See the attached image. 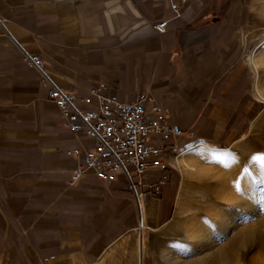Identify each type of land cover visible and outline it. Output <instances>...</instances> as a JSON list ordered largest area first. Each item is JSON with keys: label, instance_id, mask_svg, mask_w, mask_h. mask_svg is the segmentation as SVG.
<instances>
[{"label": "crops", "instance_id": "obj_1", "mask_svg": "<svg viewBox=\"0 0 264 264\" xmlns=\"http://www.w3.org/2000/svg\"><path fill=\"white\" fill-rule=\"evenodd\" d=\"M232 1L189 0L178 18L167 0H0L11 36L41 58L81 110L93 109L82 100L103 86L100 93L119 102L151 97L178 127L181 134L165 141L152 137L168 147L169 166L150 168L137 187L141 232L152 208L165 206L174 173L187 169L182 161L195 163L190 152L215 151L209 143L231 141L253 116L240 11ZM93 149L83 130L64 126L45 82L0 34V264H96L127 235V247L114 253L134 247L138 222L124 176L107 183L85 171L72 182ZM72 150L77 155H68ZM161 176L165 184L155 194L148 186ZM141 240L138 264L147 244Z\"/></svg>", "mask_w": 264, "mask_h": 264}, {"label": "rangeland", "instance_id": "obj_2", "mask_svg": "<svg viewBox=\"0 0 264 264\" xmlns=\"http://www.w3.org/2000/svg\"><path fill=\"white\" fill-rule=\"evenodd\" d=\"M232 2L240 11L242 59L255 101L253 116L237 128L231 141L209 143L215 151H191L194 172L174 173L165 206L152 208L147 216L143 264H264V168L253 160L264 157V0ZM253 51L259 57L257 68L248 59ZM257 83L262 99L255 92ZM175 203L180 204L179 214ZM157 214H163L159 223ZM136 227L128 254L114 253L127 247V235L96 264H138L141 230Z\"/></svg>", "mask_w": 264, "mask_h": 264}, {"label": "built area", "instance_id": "obj_3", "mask_svg": "<svg viewBox=\"0 0 264 264\" xmlns=\"http://www.w3.org/2000/svg\"><path fill=\"white\" fill-rule=\"evenodd\" d=\"M189 0H167L169 9L175 17H182L181 6ZM166 22L154 26L158 33L164 31ZM0 34L8 36L19 48L24 62L35 69L47 85L48 98L55 104L64 126L72 132L83 130L94 140V149L84 156V168L77 169L72 182L79 179L85 171H91L100 180L110 183L117 174H122L129 184L137 222L141 221V194L137 187L147 176L150 168L166 170L165 159L168 147L158 145L152 137L167 140L180 135L178 127L170 125L166 119V108L156 104L151 97L139 95L132 102H119L115 98L100 93L103 86L91 88L89 97L82 101L92 106V110H81L74 98L62 90L47 73L43 61L17 44L7 29L6 20L0 17ZM173 158L178 152L171 148ZM77 155V150L68 152ZM128 166L131 167L129 170ZM136 179V183L133 180ZM165 184V176L148 188L155 194ZM46 262V260H45Z\"/></svg>", "mask_w": 264, "mask_h": 264}, {"label": "bare ground", "instance_id": "obj_4", "mask_svg": "<svg viewBox=\"0 0 264 264\" xmlns=\"http://www.w3.org/2000/svg\"><path fill=\"white\" fill-rule=\"evenodd\" d=\"M259 47V46H258ZM248 59H249V63L254 67V68H257L256 67V65H257V62L259 61V57H256V55H255V52L253 51V52H251L250 53V55H249V57H248ZM257 81V80H256ZM261 89V88H260ZM255 92L257 93V95L260 97V99H262V97H261V95L259 94V92L260 91H258V83L256 84V86H255ZM261 93V92H260ZM200 146V145H199ZM212 148V147H211ZM207 149V148H206ZM179 154V153H178ZM178 157V156H177ZM176 157V158H177ZM176 158H174V159H176ZM183 162V164H184V166H185V168H187L190 172L192 171V172H194L195 171V168H196V165L194 164V163H192V164H190V165H188V164H186L185 163V161L183 160L182 161ZM181 172V171H180ZM191 172V173H192ZM181 192V191H180ZM180 205V204H179ZM178 205V210H177V214H179L178 213V211H179V206ZM251 205V204H250ZM246 210H248V209H246ZM239 216V215H238ZM235 223V222H234ZM224 224V223H223ZM141 236H142V240H141V247H143L144 246V244H145V241H146V235L144 234V230L141 232ZM263 246V245H262ZM141 254V253H140ZM219 254V253H218ZM217 255V254H216ZM141 256V255H140ZM140 264V263H139Z\"/></svg>", "mask_w": 264, "mask_h": 264}, {"label": "snow or ice", "instance_id": "obj_5", "mask_svg": "<svg viewBox=\"0 0 264 264\" xmlns=\"http://www.w3.org/2000/svg\"><path fill=\"white\" fill-rule=\"evenodd\" d=\"M254 161H260L262 168H264V157H254ZM237 188L239 189V185L237 184Z\"/></svg>", "mask_w": 264, "mask_h": 264}]
</instances>
